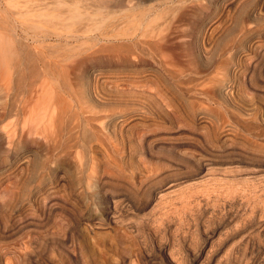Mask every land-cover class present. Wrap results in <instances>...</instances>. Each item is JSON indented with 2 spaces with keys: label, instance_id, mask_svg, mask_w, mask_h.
I'll list each match as a JSON object with an SVG mask.
<instances>
[{
  "label": "rangeland",
  "instance_id": "obj_1",
  "mask_svg": "<svg viewBox=\"0 0 264 264\" xmlns=\"http://www.w3.org/2000/svg\"><path fill=\"white\" fill-rule=\"evenodd\" d=\"M136 1L138 5L144 6L158 4L163 0ZM225 1L230 7L228 5L226 7ZM232 1L233 0H205V3L203 1L206 6L202 7L201 5V8L205 11L206 9L204 10V8L207 7V11L203 12L201 10L203 15L202 12L199 14L204 16L201 17V19L199 18V14H195L192 17L195 20L196 15L198 16L195 20L198 25L197 31L194 32V36L191 39L188 36L191 34L189 32L190 29L187 27L184 28L186 31L185 34H188V38L187 36L186 38L189 39V41L186 38H182L181 44L184 42L189 45L187 42H192L194 47H191L192 51L189 48L186 50L187 45L183 43L181 46H184L185 52L183 51L184 53L182 55V51H179L177 54L178 57L176 55V58H179V62L183 64L180 67H184L186 63L184 61L190 60V51L191 53L193 52L192 58L190 57V64L191 61L194 64L189 67H192L193 70L196 69V67L199 69L202 68L204 72L202 75H199L189 73L190 70H187L189 71L188 74H190L188 77L186 76L187 79L192 77L197 79V83H192L191 85L194 89H198L197 84L201 82L202 78L204 80L205 76V79H207L212 75L211 73L215 66L213 62L206 63L201 57L198 39L199 27L206 25L208 22V24L213 23V29H215L212 32L210 31L209 36L212 37L209 38L213 40V43L216 42L214 43L215 49L217 45L221 48L232 39H235L241 27V20L239 22L238 17L244 13L242 12V14H240L236 12L237 8ZM41 3L52 4L53 6L50 5L52 7H54V5L56 7V4H58L64 11L65 8H63L62 5H66L64 7L75 6L77 4L81 6L91 5L93 9L90 6H88L90 8H86L88 10L84 9L87 12L91 11V13L96 12L95 10L99 9L98 7L100 6L96 0H0V47L5 48L6 54L9 51L11 53V50L14 49V53L12 52L10 56L4 55L1 56L0 59V117L4 115L5 108H10L13 103L12 98L10 99L6 93V85L9 82L8 75L10 66L13 64L11 63L12 60L14 64L18 63V66H16V71L18 73L11 69L13 72V82H16V84L22 83L30 90L26 95L29 97L28 101H30L27 107V115L31 117H38V115L40 117H42V115L46 116V106L50 104L48 102L55 96V93L61 86V81L63 80L60 75L62 73V66L58 67V65L52 63L48 64V62L44 65L47 59H44L45 61L43 62L40 58H38L37 62H34L32 59L31 61L25 51L27 41L24 39V35L22 38L15 37L14 30L12 29L13 21L10 14V7L12 5H38ZM94 4L95 6H93ZM96 5L98 7H96ZM60 6H58L57 9L54 7L55 12H52L54 11L53 9H48V11H50L45 14L50 12V14L58 13L56 10H62L61 8L59 9ZM68 8H66V11H68ZM224 8H227L226 11ZM84 10L81 11L84 12ZM250 10L251 9L248 11L251 14L252 12ZM64 11L62 10L61 12ZM218 11H220L219 14L221 13V16H218ZM222 12H225L224 16ZM249 13L244 15L250 16ZM234 14L235 19L233 17ZM48 16L51 15L48 14ZM231 18L234 19L235 22H233ZM218 19H220L222 23H220L221 21ZM254 21V24H256V26L253 27L255 31L254 36H257V34L262 35L259 47L260 49H264V20ZM216 22H219L220 26L222 24L224 29L226 28L225 33L221 37H219L220 34L217 33L220 30L219 23L217 27L215 26L217 25ZM177 41L174 40L173 43L175 45L177 43L180 47V43L178 44ZM254 42L257 44L259 41L255 40ZM182 47L180 48L183 49ZM260 49H258L257 46V48L254 49L256 52L253 51L250 56L255 55ZM218 50L219 48L217 47L216 56H219ZM186 52L189 54L187 53L188 55H185ZM186 56H188L187 59L184 58ZM194 56L197 62H193L195 59ZM223 58L224 57L218 59L217 57L219 61ZM89 62L90 64L88 63V66L86 65L83 67H86V71L79 65L75 66L72 73L74 70H76L77 73H70L72 76L70 77L72 80L71 83L76 88L78 94L84 99L95 102L96 99L92 98V96L90 97L88 94V89L95 77H97V81L100 84L102 82L106 83L105 81L110 83L112 67L106 64L107 62L105 63L102 61L103 65L107 67L103 66L100 59L97 61L93 59ZM92 64L95 66L94 68H92ZM190 64L186 63L185 67L188 68ZM45 66H47V69ZM78 66L80 70H78ZM88 68H90V70ZM82 69L83 71H81ZM94 69L97 72H101V74L98 73L99 75L97 74V76H95L97 72H95ZM102 70L103 73L105 71L109 79L105 73H102ZM79 71L81 73H79ZM103 76H105V78L107 77L106 80ZM18 77L21 82L17 80ZM200 77L202 78L199 79ZM151 78L153 79V77ZM198 80L200 81L198 82ZM196 81L193 80V82ZM244 86L247 91L256 94L254 101H258V103H256L257 105H264V90H261V88H259L260 86H256L258 89L255 90L251 87L249 88L248 84H244ZM188 95L189 94L186 93L188 101L191 98L192 102L198 104V106L200 105L201 108L202 106H204L203 108H208V110H205L207 115H205L206 117L203 116L205 118H202L203 121H201V116H199L198 119H194L196 121L195 123L191 120L189 122L188 118H186L187 116L184 113L182 114L181 111L178 113V116H175L173 113V116H171L172 108L165 107L170 119L168 118L165 120L164 124L166 127L164 125L161 127H165L163 129V134L161 128L157 129V136L152 138L154 142L152 144L156 145H149L150 150L148 146L147 150H145L141 144V139H143L141 136H145L147 131L144 130L143 134V128L140 127L136 130L138 132L140 131L141 136L135 135L130 139L132 147L137 151L131 147L132 150L129 153H125L127 156L122 158V160L119 159L120 163L122 162L123 164H120L117 160H112L114 158H109L104 152L102 153V151L98 150L96 161H98V158L99 161L96 163V169L94 168L95 171L97 170L98 174L93 171L95 172V177L98 179L97 181L96 179L93 180L94 178L90 180L87 178V172L89 171L86 167L82 169V171H79V178L78 170L72 168L74 170H72L73 173L70 168V166L73 167V165L68 161V164L66 163L65 166L63 165L62 167L63 171L67 174L64 180L65 182L56 183V179L52 177L47 170L48 176L45 174L46 180L40 181V185L38 182H31L27 186L28 191H26L23 196H18L17 202L13 198V195H11L13 190L9 186L8 179L10 178L7 176L8 171L6 170L9 165H7V167L5 166L6 168L4 167L6 171L4 168L3 171L1 169L0 223L4 225L11 224L16 222V220L18 221V219H21L23 216H28L35 219L40 225L27 228L11 238L1 239L0 264H5V257L13 258L15 264H233V250L237 245L243 244L246 240H249L250 242L262 244L264 246V123L262 127L248 128L247 123L243 121L242 116L239 114L232 110H230L231 114L234 113L232 116L230 113L228 115L226 114V110H229L231 106L227 105L226 107L225 105L224 107L222 105L223 109L221 107V101L216 99H219L218 96L214 97L217 102L210 99L208 104L207 102H201L204 101V99L201 97V100L200 95H198L195 90L190 93V97ZM193 95L195 96L193 97ZM196 95L198 96L196 97ZM195 97L196 99H194ZM197 98L201 101L197 102ZM205 103H207V106H205ZM38 104L40 106H38ZM210 104L212 105V109L214 107L216 108L209 110V106L211 107ZM169 109H171V111ZM35 110L36 113L34 112ZM213 124L217 126L215 125L214 127ZM130 132L131 130L127 133ZM214 132H218L217 135ZM112 135L113 134H111V137L110 135L109 137H103L105 141H110V138L113 137L112 139H114ZM187 135L188 137H186ZM156 137H159L162 141L160 140L161 142L159 141V143L157 139H155ZM189 137H191V141ZM212 137L213 139H211ZM215 137L218 138V144L216 143L214 146L213 141L215 140L216 142ZM182 139L184 142L185 139L190 142L195 139L192 143L198 142L199 140L201 144L200 146L198 144L197 148L200 152L194 147L196 149L195 152L197 151L199 154L203 152V154L206 155L208 151L207 156L210 157H213L215 155L214 152H216L219 157L214 156V158H216L215 160L219 159V162L214 161V163L209 164L206 168H199L196 163L193 162V159L184 157L183 154H181L182 152H180L181 150L178 152L171 148L173 145L170 144H173V142L177 144L179 141L183 142ZM187 140L186 142H188ZM209 140L211 143L210 149L213 147L216 149H212L213 155H211L209 149ZM109 141H107V143H109ZM225 142L226 145H230H224ZM157 144H163V146L161 145L163 148H159ZM134 145L138 146L135 147ZM205 145L206 151L203 148ZM232 146L234 147L230 148ZM35 147L37 150L39 149V146ZM187 147L194 150L191 145ZM125 148H127V146ZM221 148H223L222 151L225 152L224 155H222L223 157L221 156V154H223ZM229 151L231 152L228 153ZM234 151L235 154H233ZM153 152H155L154 155ZM42 153L43 152L38 153L39 159L41 160L44 158ZM193 154L196 155V153ZM225 154H231V156L235 158L238 156L236 158L237 160L234 158V161L232 160V162H230L227 159L231 156L226 155V157H228L226 159ZM232 157L230 160L233 159ZM221 158L223 163L220 162ZM110 159L115 163L110 162ZM126 160L127 163L129 162L128 164ZM259 160H262V162ZM38 161L40 160H37L39 164L42 162ZM187 163L189 165H187ZM6 164H8V162ZM121 165H124L123 168ZM146 165L149 167L153 165L155 171V173L154 171L152 172L153 175L147 172L146 167L148 166ZM155 167L156 169L158 168V171L160 168L159 173H157L158 171L155 170ZM83 170L84 175H82ZM75 173H77V177ZM153 176H155V178ZM48 178H51V180H48ZM52 178L55 180L53 181ZM81 181L83 182L81 183ZM44 183H48V186ZM54 186L58 187L56 188ZM71 186L73 188H71ZM90 186L91 188L88 189ZM49 187L52 188L50 191L47 190ZM38 188H41L42 193L39 192ZM53 190L54 193L52 194ZM47 192H51V194L54 195L53 197L56 196V198L62 199L63 201L61 200L59 202H63V205L64 203L67 204L65 205L67 206L66 208L74 212L71 213L66 208V210H64L63 207L61 210L57 208V211H53V213L55 212L54 214L52 213V215L45 216L43 210L48 198L51 197V194L50 196L48 195L49 197L46 195L48 194ZM78 192L80 193V197H78ZM114 195L117 200L114 199ZM112 196L114 197L112 198ZM12 201L17 202V205L12 206L14 204ZM114 202L117 203V207ZM114 205L116 209H113ZM75 213L78 214H76V217L73 215ZM3 221L7 222L4 223ZM77 223L78 226H76ZM67 231L73 232V235H71L69 239H66ZM70 241L76 245L79 262H77V260L75 261V258L70 256L73 250V247H69V245H71ZM47 242L49 246L45 245ZM23 243H25L26 247H24ZM263 257L264 256L260 259V264H264Z\"/></svg>",
  "mask_w": 264,
  "mask_h": 264
},
{
  "label": "bare ground",
  "instance_id": "obj_2",
  "mask_svg": "<svg viewBox=\"0 0 264 264\" xmlns=\"http://www.w3.org/2000/svg\"><path fill=\"white\" fill-rule=\"evenodd\" d=\"M96 1L98 4H100L99 7L96 5V7L99 8L95 10L96 12L91 13L90 10V12L86 11L88 10L86 8L92 7L91 5L81 6L77 4L75 6H68L69 8L64 7L66 5H62L63 8H65L64 11L60 5L56 4V7L55 5L54 7L57 9V7L60 6L59 9L61 8L64 12H61L62 10H56L58 12L56 14H50L51 12L48 13L51 16H48V14L45 13L50 11H48V9H53L54 11L52 12H55L52 4H50L52 6L47 3H41L38 5L14 4L10 7V14L13 21L12 29L14 30L15 37L22 38L24 35V39L27 41V44L25 42L24 43L26 44L25 51L28 58L30 60L32 59L34 62H37L38 58H40L42 62L47 59L44 62V65H46L48 62V64L52 63L58 65V67L62 66V73L60 72V75L63 79L61 81V86L55 93V96L50 99V102H48L50 104L46 106V116L42 115V117H40L38 115V117H31L30 115H27V107L29 106L28 104H30V101H28L29 97L26 96L30 90L27 89V86L22 83L16 84V82H13V72L11 69L17 72L16 66H18V63L14 64L13 60L11 62L13 64L10 66L8 75L9 82L6 85V93L10 99L12 98L13 103L8 109L7 107H4V115L0 117V172L1 169L3 171V168L9 165V167H7L8 169H6L8 171L7 176L10 178L8 179L9 186L13 190L11 195H13V198L17 202L18 196H23V194L28 191L27 186L31 182H38L40 185V181H45V176L48 173L56 179H54L57 181L56 183L65 182L64 180L66 179L67 174L63 171L62 167L63 165L65 166L68 161H70L73 165V167L70 166L71 171L73 170L72 168H74V170H78L79 175V171H82V169L86 167L89 171L87 172V178L89 180L94 178L93 180L96 179L97 181L98 179L94 175L95 172L97 173V170L95 171L94 168L96 167V163L99 161V158L98 161H96L98 150L102 151V153L104 152L106 156H109V158H114L112 160H117V162L119 161L120 163L119 159L122 160V158L127 156L125 153H129L132 148L134 149V147L131 145L132 143L130 139L135 135L141 136L140 131L138 132L136 130L138 127L143 128V134L144 130L147 131L145 136H141V138L143 137V139H141V144L145 150H147V146L149 147V145L155 146L156 144H152L154 143L152 138L157 136V129L163 127V125L166 127L164 122L169 118L165 107L172 108L173 112L171 109H169L171 111V116H173V114L178 116V113L181 111L182 114L184 113L187 116L186 118H188L189 122L191 120L192 122L194 121L193 123H195L196 121L194 119H198L199 116H201V121H203L202 118L205 119L203 116L207 115L205 110H208V108H203L204 106L202 105L201 108L200 105L198 106V104L193 103L191 98V102L186 98V93L189 94L188 96L190 97V93L194 90L198 95H200V99L201 97L204 99V101H201L202 99L199 100V98H197V102L201 101L208 103L210 99H213L214 101L217 99L218 101H221L222 108L223 106L225 107V105L226 107L227 105L231 106L229 110H226V114L228 115L230 113L232 116L234 113L231 114L230 110L239 114L242 116L243 121L247 123L248 128L262 127L264 123V105H257L256 103H258V101H254L256 94L250 93L244 86V84H248L249 88L251 87L254 90L258 89L256 86H260L259 88L264 90V49H260L259 47V44L262 40V35L256 33L257 36H254L255 31L253 30V27L256 26V24H254V20H264V0L232 1V3L237 8L236 12H239L240 14L243 12L245 15H247L246 13H249L248 10L251 9L250 11L252 13H249L250 16H245L243 14L239 16L240 18L238 17V21L240 22L241 20L239 34L235 39H232L229 43L225 44V46L222 45L223 47L220 48L217 45L219 48V56H216L217 47L215 49L214 44L216 42L213 43V40L209 38L212 37L209 36L210 31L212 32L215 29H213V23L211 22L212 24H208L209 22L207 21L208 23L206 25H203L202 27L198 26L200 28L198 39L200 43L199 48L201 50V57L206 63L213 62V64H215L212 73L210 72L212 75L209 73V78L205 79V76V81L202 77L199 78L202 79L201 82L197 84L198 89L191 87L192 83H197V79H194L193 77V79H187L186 76L188 77V75H190L188 74L189 71L187 70H190L189 73L199 75H202L204 72L202 68L199 69L196 67V69L193 70L192 67H189L194 64L192 61L190 64L193 53H191V47L193 46V43L187 42L189 43L188 45L182 42L181 44V39L186 38L188 35L185 34V27L190 29L189 32L191 34L188 35L190 39L194 36V32L197 31L198 25L197 21L195 20L198 16L196 15L195 20L192 17L195 14H199L203 11L201 5L202 7L206 6L204 4L205 0H163L158 4L144 6L138 5L136 0ZM227 5L228 4L226 2V7ZM93 6H95V4ZM66 8H68V11H66ZM226 9L224 8L225 11ZM81 10H84V12ZM204 10L207 11V7H205ZM220 11H218V16H221V13L219 14ZM222 13L224 16L225 12ZM201 17L204 16L200 15L199 18L201 19ZM233 17L235 19V14ZM234 19L231 18L233 22H235ZM218 23L215 26L218 27ZM220 23H222V21ZM220 23V30L217 32L220 34L219 37H221L226 31V28L224 29L222 24L220 26ZM174 40L177 41L178 44L180 43V47H182L181 45L184 43V45H187L186 50L187 48L191 49V58L189 57L190 60L184 61L190 64L188 65V68L190 69L185 67L186 63L184 65L185 68L183 66L180 67L183 64L182 62H179V58L177 59L176 55L179 53V51H182L181 53L183 55L185 52L183 48L184 46L182 47L183 49H181L177 43L176 45L173 43ZM187 40L189 41V39ZM255 40L259 42L256 44L254 42ZM257 46L260 50H257L258 52L255 55L250 56L252 55L251 53L255 51L254 49H256ZM11 51L14 53V49ZM188 52H186L185 55ZM11 53L9 51L6 54L5 48L0 47V59L1 56L4 55L10 56ZM217 57L218 59L222 57L224 58L220 59L219 61ZM184 58L187 59L188 56ZM93 59L96 61L100 59V62H107L106 64L112 67V76L109 75L111 76L110 83L105 81L106 83L102 82L100 84L97 81V77L94 78L93 83L90 82L92 84L88 89V94L90 97L92 96V98L96 99L95 102L84 99L80 96V94H78L76 88L71 83L72 76L70 74L72 73V70L75 69V66L79 65L83 68L86 65L88 66V63L90 64L89 61H92ZM194 60L193 62H197V59L195 61ZM46 67L47 66H45V68ZM80 67L77 69L80 70ZM94 67L95 66L92 68ZM85 68H83L84 71H86ZM83 69L81 71H83ZM88 69L90 70V68ZM75 72L77 73L76 70L73 71L74 74ZM95 72L97 71L95 70ZM79 73L81 72L79 71ZM98 73L101 74V72H97L95 76H97ZM106 76L108 77V75ZM19 77L17 80H20ZM103 77L105 78V76ZM151 77H153V79ZM193 80L196 82H193ZM199 81L200 80H198V82ZM19 82H21V80ZM198 95H196V97ZM194 96L195 95H193V97ZM215 96H218L219 99H215ZM196 97L194 99H196ZM207 103H205V106H207ZM38 106L40 105L38 104ZM215 108L216 107L213 109ZM211 109L212 105L211 107L209 106V110ZM34 112L36 113V110ZM213 125L215 127L216 124ZM164 128H161L162 131L160 129L162 134ZM129 130H131V132L127 133ZM110 133L113 134L112 136H114V139H112L113 137L110 138L111 140H107L109 141V143H107L103 136L109 137L110 135L111 137ZM159 137L155 138L158 142L161 140ZM186 137H188V135ZM189 138L191 141V137ZM211 139H213V137ZM215 139L216 142L215 140L213 141L214 146L218 141V138L215 137ZM186 140L187 139H185V142L184 140L183 142L179 141L177 144H175L176 142H173V144H170L173 145L171 148L178 152L181 150V154H183V156L186 158L189 157L190 159H193V162L196 163L199 168H206L209 164L219 160H215L216 158H214V156L219 157L216 152H214L215 155L213 157L207 156L208 151L206 152V155H204L203 152L199 154L197 152H200V150L197 148V145L199 144L200 146L201 144L199 140V143H192L195 139H193L192 142L189 140L186 142ZM210 140L208 141L209 149L211 144ZM161 145L163 146V144H157L159 148L162 147ZM188 145H191L193 148L196 147L198 150L196 152L195 148L194 150L190 148V150L187 147ZM224 145H226V142ZM35 146H39V149L37 150ZM126 146L127 148H125ZM205 147L206 145L203 148L205 149ZM233 147L234 146L230 148ZM213 148L210 149L211 155H213ZM222 149L223 148H221V151ZM41 152H43L42 154L44 157L42 160L39 159L38 155V153ZM230 152L231 151L228 153ZM154 153L155 152H153V155ZM193 153H196V155ZM222 153L223 154H221V156L224 155L225 152L222 151ZM231 154H225V158L227 159L228 157H226V155L231 156ZM233 154H235V151ZM36 158L42 162L38 161L40 164L37 163ZM230 158L227 160L232 162V160L234 161L235 157H232L233 159L231 160ZM236 158L235 160H237ZM112 160L110 162H113ZM222 161L223 160L221 158L220 162ZM7 162L8 164H6ZM260 162H262V160ZM187 165L189 164L187 163ZM123 166L121 165L122 168ZM148 167H146L147 172H149L151 175L154 171L153 165H151L149 169ZM156 167L155 170L158 169H156ZM159 171L157 173H159ZM76 174L77 173H75V175ZM82 175H84V170ZM78 177L80 178V175ZM153 177L155 178V176ZM48 180H51V178H48ZM82 182L83 181H81V183ZM51 187H49L50 189L48 188L47 190L50 191L53 188ZM71 188L73 187L71 186ZM90 188L91 186L88 187V189ZM38 190L40 193H42L41 188H38ZM53 193L54 190L52 194ZM50 194L51 192L46 195L50 196ZM52 194L51 197L48 198V201L45 200L47 201L43 210L45 216L52 215L53 211H57V208H60V210L63 209V207L64 210L67 209V206H65L67 204L64 203L63 205V202H59L62 199H58L56 196L53 197L54 195ZM114 196H112V198ZM78 197H80V193ZM114 199L117 200L116 196ZM17 202L14 201L12 206L17 205ZM2 205L4 206L3 202ZM115 205L117 207V203ZM115 205L113 209H116ZM70 212L73 213L74 211L72 212L71 210ZM76 214L77 213L73 215L76 217ZM6 222L7 221L4 223ZM78 223L75 225L78 226ZM37 225L39 226L40 224L35 219L28 216H23L21 219H18V221L16 220V222L11 224L4 225L3 223H0V240L3 238H11L15 234L30 227H37ZM72 233V231H67L66 239H69L71 235H73ZM23 245L26 247L25 243H23ZM45 245L49 246L48 242ZM69 247H73L70 256L74 257L75 261L77 260V262H79L76 245L71 243ZM262 256H264V246L262 244H256L246 240L245 243L239 244L234 248L232 262L233 264H260V259ZM5 259V264H15L13 258L5 257Z\"/></svg>",
  "mask_w": 264,
  "mask_h": 264
}]
</instances>
